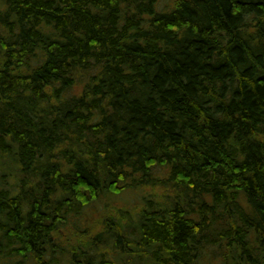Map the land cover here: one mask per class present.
<instances>
[{
    "label": "trees",
    "instance_id": "trees-1",
    "mask_svg": "<svg viewBox=\"0 0 264 264\" xmlns=\"http://www.w3.org/2000/svg\"><path fill=\"white\" fill-rule=\"evenodd\" d=\"M146 262L264 264V0H0V264Z\"/></svg>",
    "mask_w": 264,
    "mask_h": 264
},
{
    "label": "rangeland",
    "instance_id": "rangeland-1",
    "mask_svg": "<svg viewBox=\"0 0 264 264\" xmlns=\"http://www.w3.org/2000/svg\"><path fill=\"white\" fill-rule=\"evenodd\" d=\"M99 230H100V229H99ZM134 262H136V263L138 262L137 258H134ZM145 264H147V262H146Z\"/></svg>",
    "mask_w": 264,
    "mask_h": 264
}]
</instances>
